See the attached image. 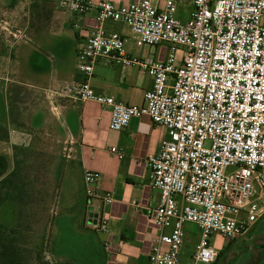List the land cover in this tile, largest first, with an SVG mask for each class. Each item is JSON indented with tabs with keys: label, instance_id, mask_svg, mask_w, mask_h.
<instances>
[{
	"label": "built area",
	"instance_id": "1",
	"mask_svg": "<svg viewBox=\"0 0 264 264\" xmlns=\"http://www.w3.org/2000/svg\"><path fill=\"white\" fill-rule=\"evenodd\" d=\"M59 1L81 14L96 10L97 25L78 50L82 80L48 87L47 100L52 108L59 97L108 108L112 131L142 117L165 127L167 136L149 159V184L161 193L151 215L160 231L151 262L182 264L184 225L193 223L201 236L190 264H217L221 251L213 235L235 241L264 217V0H190L185 21L178 17L181 0H133L121 6L111 0ZM107 20L126 24L138 47L167 44V58L127 56L128 38L108 32ZM104 57L153 77L144 105H126L92 87L94 66ZM67 141L69 159L74 139L70 135ZM111 152L124 157L117 147ZM99 178L85 172L89 195ZM104 199L113 203L111 193ZM108 223L104 215L93 229L105 231Z\"/></svg>",
	"mask_w": 264,
	"mask_h": 264
},
{
	"label": "crops",
	"instance_id": "2",
	"mask_svg": "<svg viewBox=\"0 0 264 264\" xmlns=\"http://www.w3.org/2000/svg\"><path fill=\"white\" fill-rule=\"evenodd\" d=\"M91 1L97 5L100 0ZM111 1L121 6L133 0ZM96 17V10L87 14L77 13L62 6L59 0H0V25L6 30L20 26L15 31L20 34L18 40L24 39L30 44L29 35L39 38L45 51L39 48H33L32 52L23 51L20 67L5 75L21 77L23 65L28 66L36 79L45 83L40 90L46 101L45 90L48 87L81 81L78 50L94 33ZM55 22L61 26L57 27V24L55 27ZM68 29L74 31L78 41L73 39ZM9 33L12 35L14 32ZM122 35L129 39L125 44V54L131 58L163 61L168 56V45L138 47L131 31L129 35ZM178 63H181L180 56ZM153 82V77L137 66L128 67L104 57L96 62L91 83L97 92L112 96L116 101L142 106ZM47 103L62 125L65 137L71 135L74 139L71 157L67 159L75 181L71 182L79 187L76 191L80 195L78 199H82L92 224H87V219L85 229H91L94 235L93 244L87 248L92 257L86 260V264H152L151 249L160 231L153 224L151 215L160 202L161 193L149 184V159L159 152L167 129L149 117H142L133 118L121 131H112L109 129L108 108L66 97L56 99L55 108L49 101ZM113 147L124 155L122 159L111 152ZM3 166L0 157V181L9 173L3 174ZM86 171L100 175L93 186V195L88 194L84 180ZM107 193L113 197V203L109 205L104 199ZM104 215L109 219L107 229L94 230L93 226ZM186 248L185 237L182 264L191 263L193 254L186 257ZM75 250L73 248L74 257Z\"/></svg>",
	"mask_w": 264,
	"mask_h": 264
},
{
	"label": "rangeland",
	"instance_id": "3",
	"mask_svg": "<svg viewBox=\"0 0 264 264\" xmlns=\"http://www.w3.org/2000/svg\"><path fill=\"white\" fill-rule=\"evenodd\" d=\"M191 11L190 1L179 2L178 17L181 20H187ZM57 24L54 23L55 27ZM104 27L108 32L121 35H129L131 31L126 24L113 20H107ZM19 28L6 30L0 25V53L2 49L6 50L0 55V127L9 131V139L0 141V157L4 165L1 171L6 174L13 168V146L23 145L36 152L34 160L39 164L40 179L33 201L23 204L9 201L2 205L0 222L9 228L23 225L28 231L26 237L30 247L47 249L54 260L72 258L84 264L92 257L87 248L93 244L94 235L91 229H85L88 214L82 199H78L80 195L76 191L79 187L71 182L74 179L73 171L65 157L68 138L40 90L45 83L37 80L25 65L21 77L5 75L20 67L23 51L32 52L33 48H39L45 52L40 45L41 39L29 35L31 42L28 44L24 39L18 40L20 34L17 33L16 38L9 33ZM67 31L78 41L74 31ZM87 224L92 225L89 219ZM184 229L187 243L185 254L190 257L196 250L201 233L193 223H185ZM212 242L221 251L217 264H264V217L242 238L230 241L216 234ZM221 245L223 248L220 250ZM73 248H76L75 257Z\"/></svg>",
	"mask_w": 264,
	"mask_h": 264
},
{
	"label": "trees",
	"instance_id": "4",
	"mask_svg": "<svg viewBox=\"0 0 264 264\" xmlns=\"http://www.w3.org/2000/svg\"><path fill=\"white\" fill-rule=\"evenodd\" d=\"M5 51L2 49L0 55ZM8 139V129L0 127V141ZM35 155L36 152L28 147L13 146V168L0 181V208L9 201H18L22 204L29 200L33 201L40 179L39 164L34 160ZM27 232L23 225L9 228L0 222V264H80L72 258L54 260V256L42 247L31 248L26 237Z\"/></svg>",
	"mask_w": 264,
	"mask_h": 264
}]
</instances>
